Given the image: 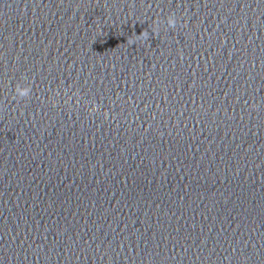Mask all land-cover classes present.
Segmentation results:
<instances>
[{"label": "water", "instance_id": "95a60500", "mask_svg": "<svg viewBox=\"0 0 264 264\" xmlns=\"http://www.w3.org/2000/svg\"><path fill=\"white\" fill-rule=\"evenodd\" d=\"M0 264H264V0H0Z\"/></svg>", "mask_w": 264, "mask_h": 264}, {"label": "clouds", "instance_id": "9594fccd", "mask_svg": "<svg viewBox=\"0 0 264 264\" xmlns=\"http://www.w3.org/2000/svg\"><path fill=\"white\" fill-rule=\"evenodd\" d=\"M176 19L174 16H170L168 18H166V24L167 27L170 29H174L176 27ZM140 35H144L146 38L148 37V33H141ZM153 36L157 35V33H152ZM17 95L20 98H24L30 95L31 93V89L30 88H17L16 90Z\"/></svg>", "mask_w": 264, "mask_h": 264}]
</instances>
